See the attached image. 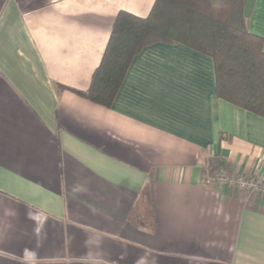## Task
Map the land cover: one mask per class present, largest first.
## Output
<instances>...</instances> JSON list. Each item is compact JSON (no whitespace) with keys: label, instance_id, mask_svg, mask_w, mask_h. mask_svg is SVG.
I'll return each mask as SVG.
<instances>
[{"label":"crops","instance_id":"obj_1","mask_svg":"<svg viewBox=\"0 0 264 264\" xmlns=\"http://www.w3.org/2000/svg\"><path fill=\"white\" fill-rule=\"evenodd\" d=\"M154 0H0V264H264V117L212 59L155 42L108 107L86 92L115 16ZM262 38L264 0H249Z\"/></svg>","mask_w":264,"mask_h":264},{"label":"trees","instance_id":"obj_2","mask_svg":"<svg viewBox=\"0 0 264 264\" xmlns=\"http://www.w3.org/2000/svg\"><path fill=\"white\" fill-rule=\"evenodd\" d=\"M249 0H154L144 17L120 11L86 92L108 107L129 62L146 45L180 43L213 62L219 98L264 117L262 38L248 29Z\"/></svg>","mask_w":264,"mask_h":264},{"label":"built area","instance_id":"obj_3","mask_svg":"<svg viewBox=\"0 0 264 264\" xmlns=\"http://www.w3.org/2000/svg\"><path fill=\"white\" fill-rule=\"evenodd\" d=\"M219 182L234 189L247 190L250 193L264 194V178L256 176L226 175L219 176Z\"/></svg>","mask_w":264,"mask_h":264}]
</instances>
